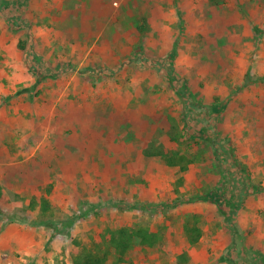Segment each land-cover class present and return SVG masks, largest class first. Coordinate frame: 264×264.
Segmentation results:
<instances>
[{"label": "rangeland", "instance_id": "1", "mask_svg": "<svg viewBox=\"0 0 264 264\" xmlns=\"http://www.w3.org/2000/svg\"><path fill=\"white\" fill-rule=\"evenodd\" d=\"M80 1L82 23L53 13L69 0H0V118L30 124L21 141L7 134L17 147L0 171V264H70L73 241L89 248L105 227L156 234L133 264H264V91L237 93L236 77L188 74L181 60L169 75L166 60L137 64L124 34L154 39L148 8ZM159 149L198 160L179 171L145 155ZM211 192L224 213L197 199Z\"/></svg>", "mask_w": 264, "mask_h": 264}, {"label": "crops", "instance_id": "2", "mask_svg": "<svg viewBox=\"0 0 264 264\" xmlns=\"http://www.w3.org/2000/svg\"><path fill=\"white\" fill-rule=\"evenodd\" d=\"M69 1L70 10H63L64 3H61L54 6L53 13L61 12L63 17L69 11L72 22L77 16L80 23L83 19L91 20V16L85 17L84 11L78 8V5L82 7L83 1ZM89 1L101 3L100 0ZM107 5L126 10L127 7L148 8L149 28L154 30V39L148 36L151 33L142 35L140 39L132 31L124 34L125 41L137 47L134 51V59L139 61L137 64L152 61L153 65L154 61L162 63L166 60V75H169L175 65L173 61L181 60L185 63L179 69L184 68L182 70L188 74L204 76L209 70H217L218 73L212 71L209 74L236 77L234 91L237 93L264 91V0H108ZM118 15L119 12L115 17ZM107 23L110 28L111 20L108 19ZM107 34L111 36L110 32ZM107 34L104 32L100 36L98 33V36ZM129 34L131 36L127 37ZM107 51L108 46L104 45L102 52L105 54ZM130 55L133 57V53ZM0 72L4 70L0 69ZM23 88L24 92L30 90ZM20 93L21 90H17L14 95ZM11 105L14 108L16 102ZM13 114L8 119L0 118V171H8L12 166L17 147L14 143L12 148L7 145L11 139L7 134H11L13 141L26 138L17 136L19 131L30 134V124L21 123L15 111Z\"/></svg>", "mask_w": 264, "mask_h": 264}, {"label": "trees", "instance_id": "3", "mask_svg": "<svg viewBox=\"0 0 264 264\" xmlns=\"http://www.w3.org/2000/svg\"><path fill=\"white\" fill-rule=\"evenodd\" d=\"M32 71L35 72L34 70ZM42 79V77L37 75V82L35 83V85H37L38 82ZM184 136V132L177 133L175 135L170 134L169 140L170 142L177 143L179 145V143L181 142L180 139L184 138ZM200 136L203 140L211 141L208 136ZM154 154L164 155V157H162L163 163L169 167H176L179 171H185L188 165L198 160V157L196 155H188L181 153L180 151L174 150H168L166 154H164L163 150L161 149L156 152L145 153V155L147 156H154ZM255 188L256 191L260 189L259 187ZM1 196L2 189L0 186V198ZM218 198L219 197L216 196L215 193L211 192L205 194L204 196L198 197L197 199L200 201H209L211 203H214L218 211L222 214L225 212V208L229 204L224 199L219 200ZM192 201L193 200L191 199L187 202ZM175 205V203H172L168 206L170 207ZM226 221L229 222L231 220L227 219ZM197 223L198 216L194 214L191 219V223L186 224L183 227L182 232L184 238L190 244L196 243L201 236V232L196 227ZM230 227L231 230L234 229V225H231ZM98 236L99 241L94 242L89 248L85 247L84 245H81L78 241L74 240L73 244L78 246L80 251L77 255H73L71 257L70 264H106V262L111 256L114 257L113 264H133L134 251L136 247H141L143 250H146L155 246V244L158 242L156 234L144 228H119L116 230H110L105 227L104 230L101 231Z\"/></svg>", "mask_w": 264, "mask_h": 264}]
</instances>
